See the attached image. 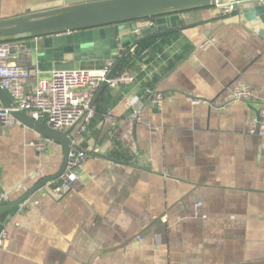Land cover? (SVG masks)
<instances>
[{
    "label": "crops",
    "instance_id": "obj_1",
    "mask_svg": "<svg viewBox=\"0 0 264 264\" xmlns=\"http://www.w3.org/2000/svg\"><path fill=\"white\" fill-rule=\"evenodd\" d=\"M49 1L0 0V20ZM229 13L183 11L184 28L154 36L157 49L141 59L131 49L121 63L135 82L104 86L87 129L69 134L97 151L67 191L42 187L6 212L0 264H264V136L249 133L254 102L230 99L242 82L264 98V26ZM17 61L29 67L25 52ZM147 89L162 94L159 107ZM43 137L0 122V194L9 201L58 171L63 148L37 150Z\"/></svg>",
    "mask_w": 264,
    "mask_h": 264
},
{
    "label": "water",
    "instance_id": "obj_2",
    "mask_svg": "<svg viewBox=\"0 0 264 264\" xmlns=\"http://www.w3.org/2000/svg\"><path fill=\"white\" fill-rule=\"evenodd\" d=\"M217 1L236 2L238 6L229 16L242 13V23L252 25L255 31L263 28L264 0ZM252 1L258 3L240 7L241 4ZM214 2L215 0H53L32 6L22 15L0 20V42L22 41L28 66L37 69L41 76H49L53 69L78 68L84 61L113 60L107 74L109 77L140 41L184 28L181 12L209 8ZM136 28L140 30L139 37L132 32ZM11 52L15 50L12 49ZM104 86L106 84L102 83L98 88L94 102ZM0 103L3 108L15 107L13 99L1 86ZM12 114L38 134L60 143L63 158L55 174L44 177L16 199L0 205V216L17 207L42 187L52 194L47 184L63 173L71 143V129L60 132L32 119L23 111H13ZM97 155L116 161L100 153ZM67 190L68 187L64 189Z\"/></svg>",
    "mask_w": 264,
    "mask_h": 264
},
{
    "label": "built area",
    "instance_id": "obj_3",
    "mask_svg": "<svg viewBox=\"0 0 264 264\" xmlns=\"http://www.w3.org/2000/svg\"><path fill=\"white\" fill-rule=\"evenodd\" d=\"M236 2H219L215 0L213 7L221 13H229L235 9ZM136 37L140 36L139 29H133ZM22 41L0 42V86L10 95L15 103L14 108H0V122L4 125L20 124L13 116V111H23L26 115L37 120L47 127L64 132L78 128L80 132L87 129L95 115L94 99L98 88L105 83L111 88L133 83L136 76L122 70L117 74L107 77L113 62L107 60L101 69L70 68L53 69L49 76H41L35 68H30L18 63L21 54L24 53ZM12 49L15 52H11ZM150 101L157 107L161 105L162 94L147 89ZM232 101H253L256 106L257 116L251 120L250 134L257 133L264 136V98L256 97L253 88L246 83H237L231 89ZM193 104L205 102L202 99L190 98ZM135 117V116H134ZM105 119L112 124L113 119L106 116ZM138 119V117L136 118ZM54 140L43 137L33 146L41 151ZM97 151V149H88ZM88 150L75 146L72 141L69 146L67 160L59 181L48 188L52 194L58 195L76 180V171L87 159ZM9 201L8 193L0 194V205ZM25 200L21 205L25 204ZM201 203L197 202L196 206ZM6 238V230H0V249Z\"/></svg>",
    "mask_w": 264,
    "mask_h": 264
},
{
    "label": "trees",
    "instance_id": "obj_4",
    "mask_svg": "<svg viewBox=\"0 0 264 264\" xmlns=\"http://www.w3.org/2000/svg\"><path fill=\"white\" fill-rule=\"evenodd\" d=\"M159 37H150L145 40L140 41L135 47L134 50L131 54L132 57H135L136 59H141V55L145 50L147 49H157L159 47V42H157ZM127 66V60L124 61V63H121L118 68L112 73L113 75L117 74L118 72L122 71L125 69ZM57 182L52 183L51 185L56 184ZM6 213L2 214L0 216V230L4 226V221H5Z\"/></svg>",
    "mask_w": 264,
    "mask_h": 264
}]
</instances>
